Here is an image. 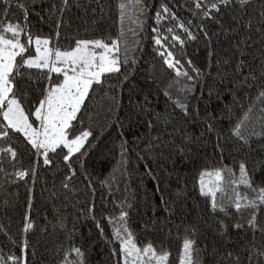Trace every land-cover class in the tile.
Returning a JSON list of instances; mask_svg holds the SVG:
<instances>
[{"label":"snow or ice","instance_id":"obj_1","mask_svg":"<svg viewBox=\"0 0 264 264\" xmlns=\"http://www.w3.org/2000/svg\"><path fill=\"white\" fill-rule=\"evenodd\" d=\"M7 2L8 0H4V3ZM35 3L36 0H17L14 6L23 13V20L11 19L13 14L8 8L0 11V177H8V182L11 183L25 180L26 177L34 179L38 165L53 167L54 159L61 157L67 168L61 187L74 191L72 181L77 177V169L73 165L79 160L80 167L83 168L84 158L95 147L90 138H98L93 137V131L85 126L83 116L87 112L86 101H90V94L97 91L118 92L117 85L129 79L130 70L137 63L134 54L138 51V41L129 40L128 36L131 34L136 37L143 31L144 20L141 17L145 14L146 5L144 0H118L121 28L115 38L73 37L65 42L62 29L68 25L64 16L71 9L70 0L50 4L49 20L54 22L55 27L48 35L37 34L31 29L28 17L31 14L30 6ZM253 5L258 10L250 11ZM174 7L172 0H168V3L161 0L154 13L155 26L151 29L157 54L162 58L164 66L174 73V83L178 84L185 78L195 80L205 75L184 55L187 42L195 41L202 35L211 44L213 36H219L221 32L226 36L240 37L231 45L235 50L232 54L235 59L234 67L230 58H218L215 51L210 50L209 57L214 59L221 84L229 76L223 70L227 65L233 68L229 81L233 90H256L255 97H249V103L241 107L230 135L241 148L250 149L252 143H258L261 150H264V53H261L256 65L243 59L253 47L250 43L252 33L259 34V43L264 46V0H184L181 7L195 18V24L193 19L178 16ZM211 24H215L219 31L210 34ZM241 29L244 30L243 36ZM187 91L191 92L192 89ZM32 93H36L35 99L32 98ZM211 94L212 91L209 90V95ZM164 95L171 99L167 90ZM173 104L184 116L190 115L188 103L173 101ZM118 106V96L112 95L108 111L115 112ZM227 111L230 113L231 109ZM216 119L208 114V121ZM117 123L122 126L119 119ZM147 126L150 132L155 129L151 120L147 122ZM206 126L209 132L216 130L212 122H206ZM176 131L174 128L169 133L165 129L159 135L148 137L145 151L151 152L165 144L164 136H172ZM16 134L23 137L36 157L30 168L20 166L21 153L13 142ZM217 139L219 141L223 137L218 135ZM126 145L127 141L120 145L121 160L117 162L119 167L100 182L110 190L118 182L116 173L124 175L121 169L126 163ZM179 151L183 153L184 149L180 148ZM5 164L10 167L6 168ZM257 169H264V161H257L255 168H249L241 160L238 168L222 165L202 169L198 174L196 185L199 194L207 200L208 212L217 226L216 234L224 241L223 251L214 249L215 254L221 257L222 264H264V220L261 219L264 216V185L256 182ZM82 175L87 181L86 187L94 194V178L86 172ZM116 190L119 191L118 188ZM31 192L30 188L29 209L32 207ZM112 203L114 214H104L100 219L94 215V201L89 203L87 211L95 220V226L103 238L107 239L101 220L107 221L111 227L112 238L108 243L115 245L111 254L116 258V264H170L172 254L166 248L159 247L152 241L146 244L137 241L136 234L129 226L131 203L115 199ZM24 221L19 239L9 237V242L19 248L20 255L11 250L5 252L4 247H0V264H29L31 247L28 234L34 230L35 224L30 213L25 214ZM144 228L147 230L149 226L144 225ZM230 228L237 235L244 233L240 237L242 243L236 244L231 250L227 248L228 243L234 242L229 235ZM0 233L8 235L2 224ZM196 233L195 226L185 228L178 264H202L200 258L204 249L197 245ZM59 264H86V253L72 243L63 250V258Z\"/></svg>","mask_w":264,"mask_h":264},{"label":"trees","instance_id":"obj_2","mask_svg":"<svg viewBox=\"0 0 264 264\" xmlns=\"http://www.w3.org/2000/svg\"><path fill=\"white\" fill-rule=\"evenodd\" d=\"M16 2L17 0H8L6 4L4 0H0V11L8 8L13 14L11 19L23 20V13L14 6ZM53 2L58 4L59 0H36L30 6L28 20L33 32L44 35L52 32L55 25L49 20V6ZM163 2L168 3V0ZM160 3L161 0H144L146 9L141 17L144 20L143 31L136 37L131 34L128 36L129 40L138 41V51L134 54L137 63L130 70L129 79L117 85L118 92L97 91L90 94V101H86L87 112L83 116L85 126L90 127L93 137L98 138H90L95 147L84 158L83 168L80 167L79 160L73 165L77 169V177L72 181L75 190L69 191L61 187L67 171L61 157L54 159L53 167L38 165L34 179L26 177L25 180L11 183L8 182V177H0V224L4 225L8 233L7 236L0 233V247H4L5 252L11 250L20 255L19 248L9 242V237L19 239L25 214L30 213L35 228L28 234L31 247L29 264H59L63 258V250L72 243L85 251L86 264H116V258L111 254L115 245L108 243L112 238L111 227L107 221L101 220L107 239L103 238L95 226V220L87 211L89 203L94 201V215L97 219L104 214L112 215V201L115 199L131 203L129 226L136 234L137 241L144 244L152 241L153 244L166 248L172 254L170 264H178L182 238L185 228L189 226L196 227L197 245L204 249L200 258L202 264H222L221 257L215 254L214 249L223 251L224 241L216 234L217 226L208 212L207 200L199 194L196 180L199 172L205 168L212 169L222 165L238 168L241 160L249 168H255L257 161H264V150H261L260 144L252 143L250 149L241 148L230 135L241 107L249 103V97H255L256 90H233L229 82L233 68L227 65L223 70L229 76L223 84L220 83L217 66L214 59L209 57V51L218 53V58H230L234 67L235 59L232 54L235 50L231 45L240 38L235 35L226 36L223 32L219 36H213L211 44L202 35L197 40L186 43L184 55L205 75L195 80L185 78L178 84L174 83V73L164 66L152 40L154 13ZM183 3L184 0H172L175 5L173 10L178 16L193 19L194 24L197 23L181 7ZM70 4L71 9L64 16L68 25L62 29L65 42L73 37L115 38L118 35L121 28L118 0H99V3L97 0H70ZM253 10H258L256 5L250 9ZM40 17L44 19L41 20ZM216 31H219L217 26L211 24L210 34ZM243 35L244 30L241 29V36ZM259 40V34L252 33L250 43L253 47L243 57L253 65L259 63L258 58L264 53V46ZM189 88L192 89L191 92L187 91ZM28 90L31 92V87ZM166 90L171 99L164 95ZM209 90L212 91L211 96ZM35 95L36 93H32L33 99ZM112 95L118 96L119 106L115 112L110 113L108 107ZM173 101L188 103L190 115L184 116ZM227 109H231V112ZM208 114L217 119L208 121ZM118 119L122 126L117 123ZM149 120L155 125L151 132L147 126ZM206 122L214 123L216 130L209 132ZM174 128L177 131L172 136H164L165 144L151 152L145 151L148 137L159 135L165 129L171 133ZM218 135L223 139L218 141ZM123 141H127L128 149L125 154L126 163L121 169L124 175L116 173L118 182L110 190L100 182L119 167L117 162L121 160L120 145ZM13 142L21 153L20 166L30 168L36 159L30 146L18 134L14 135ZM180 148L184 149L183 153L179 151ZM4 166L10 167L7 164ZM85 172L94 178V194L86 187L87 181L82 175ZM255 179L257 184L264 185V169H257ZM30 188L31 209L28 208ZM166 208L169 210L166 211ZM261 219L264 220V216ZM144 225L149 228L146 230ZM229 235L234 241L227 244L229 250L242 243L240 237H243V232L237 235L230 228Z\"/></svg>","mask_w":264,"mask_h":264}]
</instances>
